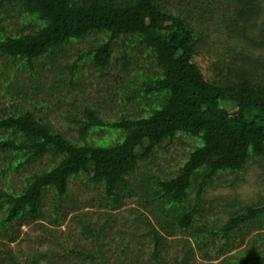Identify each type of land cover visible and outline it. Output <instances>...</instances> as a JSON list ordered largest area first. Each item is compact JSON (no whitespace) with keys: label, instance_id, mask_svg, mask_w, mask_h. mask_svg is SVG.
Returning <instances> with one entry per match:
<instances>
[{"label":"trees","instance_id":"trees-1","mask_svg":"<svg viewBox=\"0 0 264 264\" xmlns=\"http://www.w3.org/2000/svg\"><path fill=\"white\" fill-rule=\"evenodd\" d=\"M1 1L17 4L41 25L6 35L0 40V58L20 61L34 77L42 59L48 58L53 64L49 68L56 65L58 70L63 66L57 65L58 58L71 41L101 33L105 40L83 54L98 71L121 64L128 91L122 104L132 107L134 115L107 121L96 106L69 105L67 117L82 142L66 137L31 111L19 110L0 119V155H5L4 162L0 160V179L32 169L20 189H0V240L4 241H0V264H108L99 245L105 227L63 205L74 178L82 179L86 189L100 187L109 210L121 208L125 199L140 208L141 212L136 207L131 210L140 213L135 227L141 226L150 239V259L155 263L167 238L181 236L174 240L179 249L174 264H196L189 239L199 233L221 238L218 245L215 240L211 244L212 251L202 254L205 260H217L235 249V234L250 225L245 236L256 234L241 263L264 264V205L248 206L216 228L205 222L207 212L202 206L204 195L221 174L242 171L250 159L255 163L264 159V62L252 55L264 50V25L258 36L247 35L252 28L249 19L258 14L256 1L225 0L235 9L221 15L222 26L235 45L229 46L228 55L211 59L208 76L194 61L199 46L191 15L197 8L187 3L216 0ZM145 52L152 58L148 65L142 57ZM82 57L69 69H75ZM62 83L52 81L45 90L38 79L31 87L34 92L55 93ZM67 85L72 86L70 79ZM142 99L156 104L150 110L142 107L140 115L135 110ZM76 112L79 118L72 117ZM96 129L117 131L118 138L105 145L87 142ZM183 139L195 145L177 169L162 174L154 167L155 159ZM42 160L47 161L44 168L34 171ZM48 191L53 202L51 225L46 227L39 220ZM69 215L72 224L58 234L53 229ZM31 224L40 227L38 245L47 247L44 252L30 248L25 259H19L8 244L19 239L23 225ZM72 231L90 240V247L66 244L65 237ZM195 242L200 249L201 243Z\"/></svg>","mask_w":264,"mask_h":264},{"label":"rangeland","instance_id":"rangeland-1","mask_svg":"<svg viewBox=\"0 0 264 264\" xmlns=\"http://www.w3.org/2000/svg\"><path fill=\"white\" fill-rule=\"evenodd\" d=\"M255 1L258 14L252 20L249 19L252 28H250V33H247V35L250 38L258 36L259 27L264 25V0ZM187 4L192 9H194V6L197 8L194 12L192 11L193 16L191 15L192 27H194L198 41L197 46H199V50L197 48V54L194 56V61L200 67L203 74L208 76L211 71V59L214 61L216 59L215 56L220 54L228 55L229 46L235 45L226 36L221 19L222 14H230L234 11L235 7L229 5L225 0H216L209 4L207 1L205 3L189 1ZM200 12L203 15L202 18H200ZM40 25L41 23L36 20V17L24 14L17 4L2 2L0 0V40L4 39L6 35H16L22 30H36ZM200 26L204 27L202 28L203 30H201ZM103 40H105L103 34L92 33L82 41H71L65 47L64 55L58 58L61 60L59 63L57 62V65H63L62 67L60 66L58 70L56 65H54L56 69L54 67L49 68L53 64L50 63L48 58L42 59L37 65L34 77H29V70L20 61H8L4 57L0 58V119L17 113L19 110L31 111L37 118L49 123L66 137L73 138L75 142H82L83 139L78 134L75 123L70 122L67 117L69 105L76 103L78 106H96L100 110L101 117L107 121L134 115L131 111L132 107L122 104V99L128 94V91L125 88L127 84H124L126 79L122 73L121 64L98 71L93 69L89 60L90 58L83 54L91 48L97 47ZM82 55L83 57L78 60L79 62L75 69H69V66ZM115 55L116 52L113 53L112 57ZM252 55L254 58L261 59L264 62V50L260 52L254 51ZM142 57L145 64L148 65V63L152 62L149 52H145ZM138 73L137 76H139ZM38 79L45 90L52 81L63 80L64 83L61 84V88H57L55 93L48 91L46 94L44 90L33 91L31 85H35ZM68 79L72 83L71 87L67 85ZM138 101L141 102V106L140 109L135 110V113L140 115H143L144 112L141 109L142 107L145 106L150 110L156 104V101L153 99ZM73 116L80 117L77 112L73 113ZM117 138V131L96 129L88 134L87 142L105 145L113 143ZM194 145V141L183 139L182 142L171 148L167 153L162 152L155 159L154 167L162 171V174H170L178 168L184 160V154L189 152L190 148ZM0 160L4 162L5 155H0ZM46 163V160L37 163L34 166V171L43 169ZM30 171L32 169L28 168L20 170L18 173H12L7 180H5V177L1 178L0 189H20ZM81 182L82 179L75 178L70 181L69 192L63 201V205L68 210L74 209L76 211L75 214H86L88 218L96 221L97 226L105 227L103 228L104 235L99 238V245L101 251H104L108 264L175 263L174 261L176 254L179 253V249L176 248L174 240L182 238L181 236L172 239L167 238V244H163L164 250H161L159 254V263L153 262L150 259L152 252L150 239L145 236L141 226L138 229L135 227L137 223L136 216L140 214L131 211L136 207L135 203L125 199V204L121 208L115 211L109 210L108 206H106L107 201L103 196L102 189L94 186L86 189ZM190 200V204L193 206L195 203L193 196ZM52 202V192L48 191L45 193L43 202L40 218L42 220H39V223H43L46 227L51 225L50 208ZM263 205L264 159L257 163L250 159L242 171L221 174L213 182L202 199V206L207 212L205 222L211 228L214 226L215 228L220 227L229 217L243 213L248 206L257 207ZM136 209L139 210L138 212H141L140 208L136 207ZM70 217L71 215L65 219L62 217L63 223L53 230L58 234L67 230V226L72 224L68 220ZM249 226L246 229L242 226V229L238 230L235 234L236 238L233 243L235 249L214 261L205 260L202 257L204 252L212 251L214 248L211 244H213L215 239L213 240L211 234L199 233V237L196 239L190 238L191 246L194 248L196 255L195 263L242 264L241 259L245 254V249L250 246V239L256 234L253 231L249 236H245ZM40 233L39 226H35L34 224L23 225L20 228L19 239L15 243L8 245L13 251L17 252L19 259L24 260V255L29 252L30 248L38 249V252H44V249L47 247L46 244L38 245V242H36V239L40 237ZM65 238L64 241L69 246L90 247V240L80 239L75 231H72L71 235ZM195 241L201 243V250ZM215 242L218 245L222 240L221 238H217ZM70 264L83 263L70 262ZM93 264H98V262L96 261Z\"/></svg>","mask_w":264,"mask_h":264}]
</instances>
